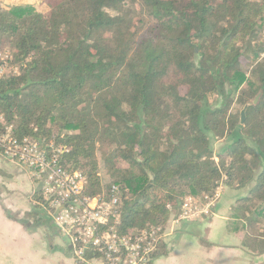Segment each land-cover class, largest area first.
I'll return each instance as SVG.
<instances>
[{
  "label": "trees",
  "instance_id": "1",
  "mask_svg": "<svg viewBox=\"0 0 264 264\" xmlns=\"http://www.w3.org/2000/svg\"><path fill=\"white\" fill-rule=\"evenodd\" d=\"M2 1L14 136L54 139L84 174L100 153L110 181L94 174L88 194L119 188L122 234L167 226L188 197L238 192L229 229L264 255V0H46L47 21ZM235 101L250 104L243 124ZM167 254L163 241L151 264Z\"/></svg>",
  "mask_w": 264,
  "mask_h": 264
},
{
  "label": "built area",
  "instance_id": "2",
  "mask_svg": "<svg viewBox=\"0 0 264 264\" xmlns=\"http://www.w3.org/2000/svg\"><path fill=\"white\" fill-rule=\"evenodd\" d=\"M13 132L14 127L0 116V155L27 168L39 184L41 204L48 209L55 227L69 239L75 264L152 263L168 226L122 234L118 187H112L110 194L90 196L87 175L63 165L62 146L19 139ZM222 192L223 186L203 202L186 198L172 224L213 217Z\"/></svg>",
  "mask_w": 264,
  "mask_h": 264
},
{
  "label": "crops",
  "instance_id": "3",
  "mask_svg": "<svg viewBox=\"0 0 264 264\" xmlns=\"http://www.w3.org/2000/svg\"><path fill=\"white\" fill-rule=\"evenodd\" d=\"M39 190L27 168L0 155V264H75L69 239L36 202ZM238 197L226 189L213 217L168 226V254L154 264H264L245 233L229 229Z\"/></svg>",
  "mask_w": 264,
  "mask_h": 264
},
{
  "label": "rangeland",
  "instance_id": "4",
  "mask_svg": "<svg viewBox=\"0 0 264 264\" xmlns=\"http://www.w3.org/2000/svg\"><path fill=\"white\" fill-rule=\"evenodd\" d=\"M45 1L46 0H3L2 3L5 7H13V4L15 6H19V5H24V6H28V5H36L37 6V10L39 11V13L42 15V17L44 18L43 20H48V15H47V7L45 5ZM13 2V3H12ZM27 3V4H25ZM29 3V4H28ZM264 35V33H263ZM13 58V52L12 50L10 49V45L8 43H5V44H2L0 46V59H1V62H3V65H1L0 69L3 71V74H2V71H0V77L5 75L6 73L8 72H16L17 73V68H13L10 64V61L12 60ZM262 58H264V54L262 56ZM5 67V68H3ZM255 101V100H254ZM247 105H250V104H247ZM246 106V105H245ZM244 106V107H245ZM244 107L242 108V106L240 104H238L236 101L235 103L233 104L232 106V114H235L236 116L239 115V118L241 120V112L242 110L244 109ZM63 138V137H62ZM50 143H54L56 144L55 140H50ZM225 142L223 141H220L218 143H216V150L219 152L220 149L224 146ZM97 160L98 162L96 163V170H89L87 172V177L89 178V182L91 184V178L92 176L95 174L97 176V178L99 180H101L102 184L107 182L109 183L110 181V178L106 175L105 173V169H104V161H103V158H102V155L99 153L97 154ZM224 188V186H223ZM226 189L223 190L222 194L225 192ZM221 198H222V195H221ZM220 198V200H221ZM220 200L219 202L217 203V205L220 203ZM216 205V207H217ZM216 209V208H215ZM49 217L53 220L52 216L49 215ZM172 220V218H171ZM172 225V222L169 221L167 226H170Z\"/></svg>",
  "mask_w": 264,
  "mask_h": 264
},
{
  "label": "water",
  "instance_id": "5",
  "mask_svg": "<svg viewBox=\"0 0 264 264\" xmlns=\"http://www.w3.org/2000/svg\"><path fill=\"white\" fill-rule=\"evenodd\" d=\"M259 101V96L255 99L254 101V104H257V102ZM250 105H246L244 107V109L242 110L241 112V123L243 124L246 120V112H247V109L249 108Z\"/></svg>",
  "mask_w": 264,
  "mask_h": 264
}]
</instances>
